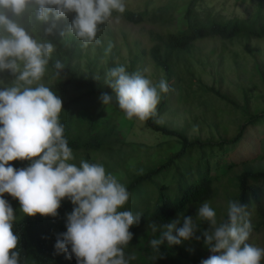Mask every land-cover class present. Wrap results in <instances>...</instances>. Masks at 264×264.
I'll return each instance as SVG.
<instances>
[{
  "label": "trees",
  "instance_id": "16d2710c",
  "mask_svg": "<svg viewBox=\"0 0 264 264\" xmlns=\"http://www.w3.org/2000/svg\"><path fill=\"white\" fill-rule=\"evenodd\" d=\"M203 1L162 0L156 3L154 0H147L144 9L140 11L127 8L122 15L113 14L112 18L120 15L125 21L136 25L148 23L168 28L166 33L150 32L149 37L153 44L148 50H140L139 43L126 42L129 47L128 54L131 56L127 71L142 74L146 64L150 63L156 75H161L171 89L169 93L161 94L156 116L143 121L149 130L166 139L155 146L159 159L149 158L146 164L140 162L139 156L133 159L130 154L122 151L128 145L122 134L125 127L123 124L130 121L132 128L138 120H128L125 117L116 103L114 90L104 83L106 71L117 66L116 37L109 27L110 21L99 26L97 39L101 44L93 43L87 48L73 35L67 34L76 13H69L67 19L62 18L59 21L52 18L48 24L42 26L39 33L41 37L56 45V52L47 67L43 82L63 101L59 120L64 125V137L73 150L75 159L71 162L78 166L81 160L102 164L107 172L117 176L131 194L122 210L142 215L140 223L130 228L133 239L124 249L126 256L136 252L141 254L139 260L136 258L130 264H200L203 259L213 255L205 246L202 236L209 224L199 222L200 230L196 235L201 239L185 241L192 245L193 255L186 254L184 246L170 247L165 241L160 246L161 256L154 260L152 257L157 254L153 252L150 240L158 238L159 232L153 233L148 224L149 221L158 225L167 224L176 219L179 213L190 216L193 208H198L204 202L208 203L217 197V185L222 178L235 182L236 192L230 201H240L248 205L249 220L254 223L252 229L264 230V169L256 168L248 161L243 163L242 171L234 175L236 173L232 172L236 164L228 165L221 157L215 165L211 163L212 158L226 155L232 146L239 143L251 125L264 122V108L250 109L249 96L254 94L247 88L242 89L247 101L245 105H240L227 93L205 85L197 76V65H201L197 43L206 39H217L223 44L244 42L245 50L255 57L250 42L254 39L264 41V0H258L256 11L247 18H227L215 14L202 8ZM23 22L28 25L27 17ZM53 23V33L45 35L43 29ZM62 33L64 35H61ZM109 44L112 45L110 52L107 51ZM222 49L223 53H226V46H222ZM230 55L237 60V54L231 52ZM56 60L64 63L65 70L57 82L49 83ZM235 64L238 65L237 62ZM255 69L264 82V71L257 62ZM97 75L99 80L95 79ZM13 80L10 71L0 72V89L11 85ZM195 86H198L203 95L223 102L226 109L230 108L229 116L231 113L235 114L233 122H225L224 135L228 127L230 131L231 124L236 126L241 118L245 120L238 125L234 136L221 140L209 135L202 138L191 136L188 132L189 125L172 128L166 123H157L162 115L169 113L173 95H177L180 101L190 99L192 95L196 98L198 92L194 90ZM101 93L113 95L112 103L104 106L99 98ZM224 110H211L219 118L213 121L218 131L224 123L220 120ZM139 147L132 144L133 151ZM10 163L19 170L28 167L31 161L16 160ZM4 199L12 206L16 216L13 230L20 238L17 249L20 252V264H78L74 254L68 259L66 253H57L55 249L58 234L67 231V214L74 208L69 199L62 200L56 217H44L39 214L35 217L26 216L20 211L18 199L7 193ZM216 213L218 222L227 218V212L223 213L222 217L218 211ZM184 257L188 263L181 262Z\"/></svg>",
  "mask_w": 264,
  "mask_h": 264
},
{
  "label": "clouds",
  "instance_id": "9594fccd",
  "mask_svg": "<svg viewBox=\"0 0 264 264\" xmlns=\"http://www.w3.org/2000/svg\"><path fill=\"white\" fill-rule=\"evenodd\" d=\"M125 10L124 0H0V72L10 71L14 77L11 85L0 89V264H20V238L13 230L16 216L4 199L6 193L18 199L24 215L32 217H56L62 200L71 201L74 208L67 214V231L58 234L55 244L57 253H66L68 259L73 254L78 264H130L136 259L134 253L126 256L124 249L133 239L130 228L140 223L142 215L122 210L131 194L102 164L71 162L75 157L59 120L63 101L43 82L56 45L39 35L52 18L59 21L76 13L67 34L85 48L99 45V26ZM120 18L117 15L116 21ZM54 28L53 23L43 31L51 35ZM53 68L49 83L61 78L65 65L56 60ZM104 83L114 90L125 117L140 122L156 116L161 94L171 91L166 80L153 84L123 65L109 68ZM99 98L104 106L113 101L108 93ZM16 160L31 163L17 170L10 163ZM247 208L240 201H229L227 218L218 222L216 211L204 202L195 220L179 213L167 224L149 221L148 228L159 232L150 240L157 254L152 259L161 256L165 241L171 247L200 240L199 222H207L209 228L202 236L213 255L201 264H261L264 248L247 242L252 233Z\"/></svg>",
  "mask_w": 264,
  "mask_h": 264
},
{
  "label": "rangeland",
  "instance_id": "374dc122",
  "mask_svg": "<svg viewBox=\"0 0 264 264\" xmlns=\"http://www.w3.org/2000/svg\"><path fill=\"white\" fill-rule=\"evenodd\" d=\"M147 0H124L126 9L133 8L138 11L144 9V4ZM156 3L162 0H154ZM258 0H204L202 2V8L212 11L215 14L224 15L227 18L243 17L247 18L251 16L257 9ZM110 29L113 31L116 37V45L118 54L115 57L116 65H123L126 68L131 63V56L128 54L129 47L126 42L130 44L139 43L140 50L149 49L152 46L150 40V32L155 31L157 33H166L168 28L161 25H152L148 23L136 25L125 21L120 18L119 22L116 18L110 20ZM200 49L201 65H197V76L202 79V82L210 87H215L221 90L223 93H227L233 99H235L240 105H245L247 98L244 97L243 88H247L252 94L249 96V106L253 110L255 108H264V82L260 76L256 74L255 63L257 62L262 71H264V41L263 40H251L250 47L253 50L255 57H252L245 50L244 42L242 44H223L217 39H206L197 43ZM222 46H226L227 51L223 53ZM257 49V50H256ZM136 52L135 50L133 51ZM231 52L237 54V60L233 59ZM103 62L106 63V60ZM238 63L235 64V63ZM142 75L150 79L153 84H156L158 80H162L161 75H156L153 66L150 63L146 64V67L142 71ZM194 90L198 92L196 98L185 99L180 101L177 95L172 96V104L169 113L162 115L159 118L160 123H166L172 128H183L189 125L188 132L191 136H201L206 138L208 135L214 136L216 140H221L234 136L238 130V125L245 120L242 118L237 122V127L233 124L230 125V131L228 127L227 133L224 135L225 122L236 118L234 113L231 116L228 115L230 108L226 109L225 105L221 101L214 100L213 97L203 95L198 90V86L194 87ZM213 109L221 111L223 116L220 120L224 123L220 126V131L215 127L214 120H219ZM260 111V110H259ZM220 114V112H219ZM220 122V121H219ZM125 126V127H124ZM122 134L126 141V147L122 149L123 152L130 154L133 159L139 156L141 163L146 164L149 158L159 159V155L155 149L158 143L165 142V138L159 133L149 130L143 122L137 121L131 128V122L123 124ZM132 144L140 146L133 151ZM221 154V153H220ZM222 158L228 165L236 164L234 175L239 174L243 169V163L251 161L256 168L264 169V122L256 125H251L244 134L243 139L235 146L230 148L228 153L223 156L217 155L212 158L211 163L215 165L216 162ZM221 160V161H222ZM213 168H215L213 166ZM162 180V176H161ZM218 186V195L208 204L216 211L219 212V216L227 212L228 203L231 200L232 195L236 192L235 182L231 179L222 178ZM198 208H193L191 217L196 219ZM254 227V223L251 222ZM143 238V237H142ZM248 243L264 248V230H253L250 235ZM175 246V245H174ZM184 246L185 253L190 256L193 255L192 245L185 241L180 245ZM136 258L139 260L141 254L135 253ZM179 259V258H177ZM182 263H188L185 257L181 261ZM264 262V260H262ZM261 262V264H262ZM201 264V263H200Z\"/></svg>",
  "mask_w": 264,
  "mask_h": 264
}]
</instances>
